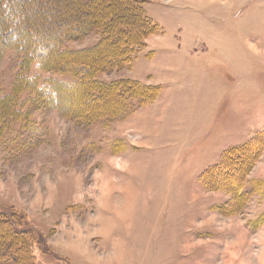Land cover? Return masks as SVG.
<instances>
[{"label":"rangeland","instance_id":"374dc122","mask_svg":"<svg viewBox=\"0 0 264 264\" xmlns=\"http://www.w3.org/2000/svg\"><path fill=\"white\" fill-rule=\"evenodd\" d=\"M144 7L159 31L131 66L100 75L158 86L124 119L63 116L34 81L16 86L14 52L0 55V209L36 230L35 264H264V149L242 203L222 172L220 185L200 180L225 149L264 133V0ZM31 73L40 86L69 79Z\"/></svg>","mask_w":264,"mask_h":264},{"label":"trees","instance_id":"16d2710c","mask_svg":"<svg viewBox=\"0 0 264 264\" xmlns=\"http://www.w3.org/2000/svg\"><path fill=\"white\" fill-rule=\"evenodd\" d=\"M145 2L0 0V55L14 52L19 59L16 86L27 87L34 81L35 90L63 116L86 124L100 118L106 123L124 119L157 96L158 86L127 77L106 81L100 75L132 65L141 44L159 31L160 25L148 14ZM92 33L98 35L94 44L81 48L69 45ZM34 68L69 79L51 77L47 85L40 86L31 73ZM16 104L15 99L5 105L15 108ZM263 149L264 133L235 144L201 173L200 180L207 186L220 185L215 177L222 172L226 185L239 189L242 203L250 191L244 186L247 173ZM234 171L240 172L239 179ZM21 221L15 211L0 209V264H35L28 235L36 230Z\"/></svg>","mask_w":264,"mask_h":264},{"label":"crops","instance_id":"0c3cea01","mask_svg":"<svg viewBox=\"0 0 264 264\" xmlns=\"http://www.w3.org/2000/svg\"><path fill=\"white\" fill-rule=\"evenodd\" d=\"M259 45H264V31H261V25L259 23ZM264 48L259 49V54L263 51Z\"/></svg>","mask_w":264,"mask_h":264}]
</instances>
